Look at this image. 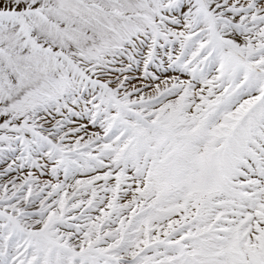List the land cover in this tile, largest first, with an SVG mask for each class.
<instances>
[{
    "label": "snow or ice",
    "instance_id": "snow-or-ice-1",
    "mask_svg": "<svg viewBox=\"0 0 264 264\" xmlns=\"http://www.w3.org/2000/svg\"><path fill=\"white\" fill-rule=\"evenodd\" d=\"M0 264H264V0H0Z\"/></svg>",
    "mask_w": 264,
    "mask_h": 264
}]
</instances>
